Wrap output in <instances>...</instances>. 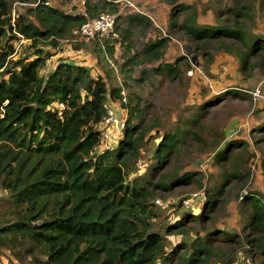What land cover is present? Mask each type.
<instances>
[{
	"label": "trees",
	"instance_id": "16d2710c",
	"mask_svg": "<svg viewBox=\"0 0 264 264\" xmlns=\"http://www.w3.org/2000/svg\"><path fill=\"white\" fill-rule=\"evenodd\" d=\"M17 1L30 6L28 17L15 16L13 0H0V188L8 192L1 197L7 208L0 219V248L14 243L36 264H233L238 252L264 264L262 193L240 195L244 235L214 224L235 183L247 182L250 176L237 166L247 142L226 141L222 130H210L202 122L204 112L222 95L216 92L206 98L203 90L201 101L192 103L195 107L181 124L169 127L157 119L149 121L144 98L133 92L125 96L131 85L127 80L113 85L110 71L106 78L94 77L91 68L61 60L43 76L40 71L53 56L43 46L57 48L61 40L80 37L74 31L87 17L71 15L46 0ZM163 1L172 7L165 37L158 36L131 54L133 37L146 38L155 25L138 11L126 15L123 27L118 14L116 36L91 39L98 41L94 46L98 62L109 66L106 55H114L117 42L128 53L122 66L126 78L143 83L145 76L132 78L133 68L161 60L171 36L179 35L208 61L224 52L237 57L246 74L259 69L264 73V35H248L246 25L254 18V4L263 0H209L215 10L213 23H200L191 4ZM88 3L90 18L119 11L115 0ZM21 39L30 42L32 56H16ZM179 61L158 65L153 72L179 77ZM185 64L191 67L188 61ZM232 88L226 97L247 98ZM110 100L121 104L129 117L118 144L99 153L100 126ZM161 128L157 143L155 136L147 138ZM192 143L214 153L216 180L205 185L207 204L200 214L186 213L162 233L155 226L158 192L205 184L194 172L179 174L178 157L191 150ZM143 148L151 151L154 162L144 175L133 177L144 159ZM174 232L195 237L170 244Z\"/></svg>",
	"mask_w": 264,
	"mask_h": 264
},
{
	"label": "rangeland",
	"instance_id": "374dc122",
	"mask_svg": "<svg viewBox=\"0 0 264 264\" xmlns=\"http://www.w3.org/2000/svg\"><path fill=\"white\" fill-rule=\"evenodd\" d=\"M48 1L50 5L65 8L69 6L66 0ZM92 1L98 2L99 0ZM180 2L191 4L197 9V17L200 23H213L216 21L215 10L210 8L209 0H180ZM115 3L118 4L119 8L116 14L122 15V19H120L121 26H127L126 15L138 13V11L148 15L155 25V28L149 31L146 38L133 37L135 47L129 53L134 54L142 50L147 42L153 41L158 36L165 37L168 34L172 7L163 0H123ZM225 3L230 4L231 1ZM78 6L76 5V7ZM82 6L81 4L80 7L82 8ZM29 7V5L13 0L15 16L23 14L28 17L27 10ZM254 7V18L246 24L248 35L251 33L264 35V0L263 3L261 1L256 2ZM82 40L85 43L79 46ZM29 43L21 39L17 43L16 56H32L35 50L30 49ZM97 43L98 41L93 43L91 39L73 37L71 40H61L57 48L48 45L43 46V50L51 51L53 56L47 60V64L40 71V74L47 76L61 60L91 68V75L94 77L107 75V72L110 71L113 85L124 84L126 80L131 85V87L125 88V96L133 92L144 98L145 102L142 105L147 104L145 107H147L146 113L149 121L157 119L160 124L169 127L181 124L182 119L186 118L190 114L189 111L195 107L192 103L201 101L203 90H205L204 95L208 93L206 98L216 92L222 95L214 106L209 107L204 112L202 122L210 130H222L226 136V141L241 139L247 142V150L242 153L237 166L244 173L249 171L250 176L247 182L242 180L235 183L228 201L224 203L221 210L218 209L216 214L218 219L214 224L219 229L226 226L232 231L235 230L237 234L244 235V215L240 195L245 191L258 192L264 195V166H262L264 161V73L259 69L249 75L246 74L241 70L239 59L224 52L216 53L213 60L208 61L196 54L192 47L179 35H173L161 60L152 63H141L133 68L131 72L133 79L145 76L143 83H137L128 80L122 70V66L128 57L126 49L116 42L114 55H106V59L110 63L107 66L97 60L98 53L94 50ZM179 59L181 60L178 62L181 67L179 77L171 79L169 76L154 74L153 69L158 65L175 63ZM185 61H188L191 67L187 64L183 65ZM104 77L106 78V76ZM231 87H234L232 89H240L247 94L245 96L247 98L226 97V93ZM255 91L259 92L258 97L253 94ZM107 108L109 117L110 115L112 117H108L105 123L100 126L103 141L99 153L118 144L119 139L124 134L125 122L129 117L127 110L118 102L108 101ZM162 133L163 128L155 129L147 134V138L155 136L153 141L157 143ZM145 149H142L144 159L137 163L138 169L133 173V177L144 175L148 171L149 164L154 162L151 151H144ZM239 151H235L236 155ZM213 156L212 151L198 143H192L191 150L181 152L178 157L181 164L179 174L194 172V176H200L205 184L200 187L195 184L180 186L172 191L163 190L158 192L154 205L157 211L155 226L159 231L165 233V226L168 224L180 220L186 213L191 215L200 214L206 206L207 193L205 185H208L210 180H216L214 176L219 169ZM7 193L0 188V219L7 208L1 197H6ZM245 210L249 211L250 207ZM209 225H212V223L210 222ZM200 231L203 234L206 232L202 228ZM173 234L172 237H169L170 244L184 240L188 241L195 237V233L183 235L174 232ZM221 245L226 248L225 245ZM39 256L42 257V255ZM32 258V255L27 253L26 249L16 247L14 243L0 248V264H36ZM258 263L259 259H252L246 253L238 252L233 264Z\"/></svg>",
	"mask_w": 264,
	"mask_h": 264
},
{
	"label": "built area",
	"instance_id": "2783aa9c",
	"mask_svg": "<svg viewBox=\"0 0 264 264\" xmlns=\"http://www.w3.org/2000/svg\"><path fill=\"white\" fill-rule=\"evenodd\" d=\"M88 1L92 0H68L67 4H69L68 7H60L67 13L71 15H84L87 17V21L82 25L80 29H77L74 31L75 34L79 35L83 39H95L96 36L104 37L112 35L116 36L115 32V19L117 17V14L112 13H101L99 16L90 18L89 17V3ZM123 1V0H115V2ZM71 3V4H70ZM46 4H50L48 0H46ZM81 4L83 5L82 8L80 7ZM76 5L78 7H76ZM256 97L259 96V92L255 91L253 93ZM109 117V111L108 116L106 120ZM112 117V115H110ZM109 117V118H110ZM103 135V133H102Z\"/></svg>",
	"mask_w": 264,
	"mask_h": 264
}]
</instances>
